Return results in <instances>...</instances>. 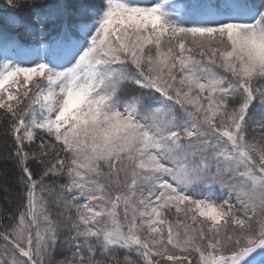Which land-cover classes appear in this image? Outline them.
<instances>
[{
    "label": "snow or ice",
    "instance_id": "1",
    "mask_svg": "<svg viewBox=\"0 0 264 264\" xmlns=\"http://www.w3.org/2000/svg\"><path fill=\"white\" fill-rule=\"evenodd\" d=\"M6 4L0 264H264V0Z\"/></svg>",
    "mask_w": 264,
    "mask_h": 264
},
{
    "label": "rangeland",
    "instance_id": "2",
    "mask_svg": "<svg viewBox=\"0 0 264 264\" xmlns=\"http://www.w3.org/2000/svg\"><path fill=\"white\" fill-rule=\"evenodd\" d=\"M194 2H196V0H176V3L178 4H191ZM0 12L6 15L11 13L12 16H10V19L12 21L15 20L16 16H19L21 20H23L25 23L31 20L29 19V16L32 15V14H29L30 11L28 12L26 9H22L19 12L13 13L12 11H10L9 7L7 6L6 0H0ZM0 21H3L4 23V19ZM3 28H4V25L1 26L0 24V29H3ZM18 28H21V27H18ZM7 29H11V28H7ZM21 30L24 31V28ZM7 31L10 33L9 30ZM10 34L14 36L17 35V33H14V34L10 33ZM19 36H20L21 43L18 45L13 44L11 42H9L6 45L3 41H0V58L3 57L5 51H7L9 55H19L23 58H28L31 55V49L32 47H34L32 36L25 35V33L23 35L19 34ZM58 255H59V252H58Z\"/></svg>",
    "mask_w": 264,
    "mask_h": 264
},
{
    "label": "trees",
    "instance_id": "3",
    "mask_svg": "<svg viewBox=\"0 0 264 264\" xmlns=\"http://www.w3.org/2000/svg\"><path fill=\"white\" fill-rule=\"evenodd\" d=\"M28 12L30 11V10H28V9H26ZM11 14V13H10ZM10 14H3V13H1L0 12V19L1 18H4V19H7V20H10V22H12V20L10 19ZM29 14H32V12L30 11V13ZM31 17H32V15H30L29 16V19H31ZM21 29H23V27H21V28H16V30H13V31H11L13 34L14 33H17V35H19V34H24V31H22ZM33 38V40H34V37H32ZM9 184L10 185H13L14 186V178H10L9 179ZM12 195H13V197H15V192H13L12 193ZM4 200H5V193L3 192V191H0V205H2L3 203H4ZM15 207H17V204L14 202L13 203V209L15 208ZM120 256H121V258H122V256H123V251L121 250L119 253H118Z\"/></svg>",
    "mask_w": 264,
    "mask_h": 264
}]
</instances>
